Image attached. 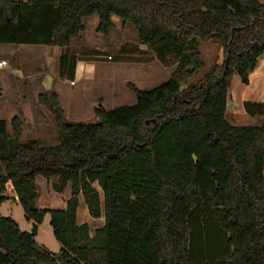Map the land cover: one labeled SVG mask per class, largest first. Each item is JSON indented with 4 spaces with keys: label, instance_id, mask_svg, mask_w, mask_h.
Masks as SVG:
<instances>
[{
    "label": "trees",
    "instance_id": "1",
    "mask_svg": "<svg viewBox=\"0 0 264 264\" xmlns=\"http://www.w3.org/2000/svg\"><path fill=\"white\" fill-rule=\"evenodd\" d=\"M93 15L104 36L113 17L131 23L174 71L153 90L133 87V106L97 107L95 123L68 120L56 93L40 95L58 130L54 146L23 142L18 117L0 120V205L11 183L33 223L26 233L0 215V264H264V122L235 127L226 119L234 76L248 85L264 56V3L0 0V45L68 50ZM199 39L218 43L223 60L192 85L205 67ZM76 69L63 54L61 77L74 81ZM244 109L264 119V104ZM38 176L58 194L71 187L64 210L38 208ZM81 196L90 217H105L93 236L77 224ZM47 215L59 254L35 240ZM212 227L218 250L201 244Z\"/></svg>",
    "mask_w": 264,
    "mask_h": 264
},
{
    "label": "rangeland",
    "instance_id": "2",
    "mask_svg": "<svg viewBox=\"0 0 264 264\" xmlns=\"http://www.w3.org/2000/svg\"><path fill=\"white\" fill-rule=\"evenodd\" d=\"M18 1L26 2L27 0ZM260 1L264 3V0ZM98 23L99 17L97 15L84 18V31L80 34L79 38L72 42L68 50L48 46L8 45L11 49L15 50V53H17V51L32 48L44 50L45 55L42 60L43 63L37 60V62L33 64L34 59H32L33 62L27 65L29 67L27 71L29 73L36 72L34 69L35 66H33L36 65V67H38L37 71L39 72V76L41 75L40 73L43 72V75H47L49 86L53 81L52 76L55 77V83H60V88L69 94H71V91L75 92L82 90V88L86 86L85 84H87L86 96L84 95L83 97L86 98V100H81V102H84L86 105L85 108L80 107V110H77L76 108H79L80 104H76L75 100L73 104H65V116L70 121L86 123L97 122L95 109L99 107L100 104L108 111L123 106H133L137 103L133 87L145 91L153 90L165 84L174 71V66L166 67L161 64L156 58L155 51L140 42L137 32L131 23L124 25L120 18L113 17V23L115 25L108 36H104L97 32ZM197 47L203 55L205 67L191 80L189 84L192 85L198 84L205 75L212 71L216 64L222 62V51L218 43L214 41H201L199 39ZM49 53L52 54L50 55ZM65 53L70 59L76 58L77 65L82 63L83 66L86 64L88 67L85 77H82L80 72L78 77L74 79V84H71V80L68 77H64L63 81L61 79L63 77L59 74L61 73L62 55ZM120 54L123 56H120ZM110 56L113 57L112 60L109 59ZM38 57H41V53H39ZM18 58L28 63V57H25V59L17 53V56L13 59L14 61H18ZM57 70L59 75L57 74ZM54 72H56V74ZM79 98L80 97H77L78 100ZM248 119L249 117L244 118L240 125L247 127L263 126V123L259 121L252 122ZM41 124L43 130L41 129L42 131L38 134L36 133L34 135L32 134L34 131L28 129L27 133H25L27 141L37 137L46 145L54 146L58 144V130L54 118L46 109H44V117L42 118ZM41 179L44 178L41 177ZM44 181L46 180L44 179ZM48 184V188L51 190L52 186L50 183ZM40 187L45 191L42 185H40ZM40 187L38 208H60L64 201H62V199L66 200L71 195L70 186L61 195L52 190L53 194L61 196L62 198L61 201L60 198H57V202L54 203L53 198H55V196L53 194H48L47 191L43 192ZM96 188L100 191L103 198V194L97 185ZM51 201H53L52 204L50 203ZM7 207L6 211L11 209V213H5L0 208V214L6 216V218L13 219L22 232L31 233L33 223L26 221L21 205L9 204ZM82 207L87 209L84 201ZM6 214H10L11 216H7ZM50 219V215H47L44 223L39 226L36 241L49 252L59 254L60 251L57 253L54 251V243L56 247H58V243L55 240L53 229L50 225ZM96 223L100 224L101 222L98 221ZM216 236H218V232L212 227L209 237H205V243L201 241L203 247L206 244V246H213V249L218 250L216 247ZM196 246L198 247L197 253L200 255L199 248L201 245L196 244ZM210 251L212 252L211 249ZM211 254L215 256L214 252Z\"/></svg>",
    "mask_w": 264,
    "mask_h": 264
},
{
    "label": "crops",
    "instance_id": "3",
    "mask_svg": "<svg viewBox=\"0 0 264 264\" xmlns=\"http://www.w3.org/2000/svg\"><path fill=\"white\" fill-rule=\"evenodd\" d=\"M17 53L23 58L28 57L29 59L28 63H26L25 60H21L19 58L18 61H14L13 58L17 56ZM17 53H15V50L11 49L8 45H0V63L2 62L7 63L5 67H0V120H4L7 123H10L13 118L18 117L21 121H23L24 128H23L22 141L26 142L27 138H25V133H27L28 129L34 131L32 133L34 135L36 133L37 134L40 133L43 130L41 121L42 118L44 117L45 108H43L39 104L38 98L40 95L46 93H56L59 96L60 104L64 110L66 109L65 104L66 105L73 104L75 100L76 104H80L79 108L76 109L80 110V107L82 108L86 107L84 102H81V100L82 99L84 101L86 100V98L83 97L84 95L86 96L87 84H85L86 86H84L82 90L75 92L71 91V94H69L60 88L61 86L60 83L58 84L55 83V77L52 76L53 81L51 79L52 83L49 86L47 75H43L44 74L43 72L40 73L41 75L39 76L38 75L39 72L37 71L38 67H36V65H33L35 66L34 69L36 70V72L34 71L29 73L27 71L29 69L27 65L33 62L32 59H34L33 64L36 63L37 60L38 62L43 63L42 60L45 55V51L32 48V49L17 51ZM39 53H41V57H38ZM49 54L51 55L52 53ZM87 71H88V67L86 64L84 66L82 65V63L78 64L76 69L75 79L76 77H78L80 72L82 74V77L83 76L85 77ZM54 73L56 74V72ZM57 74H58V70H57ZM61 79L64 81V78ZM74 83L75 81H71V84ZM71 86H76V85H71ZM77 97H80L79 100L77 99ZM246 103L264 104V56L260 58L259 65L256 68V70H254L250 74L248 85L243 84L239 76H234L231 87L229 88V92H228L226 119L229 124L235 127H241L240 124L243 122V119L247 117H249L248 120L252 122L253 121H259L261 123L264 122L263 118L260 117L252 118L246 114L244 109V105ZM34 139L39 140V138L37 137H34ZM44 179H41V176H38L36 178L37 184L39 185V187L40 185H42L43 188H45L44 189L45 191H43L40 187V189L43 192L47 191L48 194H53L52 189L49 190L48 188L49 182L46 179H45L46 181H44ZM53 195L55 196V198H53L54 203L57 202L56 201L58 200L57 198H60L61 201L62 199L61 196L55 194ZM5 196L9 197L10 200L0 205V208L5 213H11V209H9V211H6V209L8 208L7 206L9 204H19L17 201V195L11 183H9L7 186V193L5 194ZM69 198H67L66 200L62 199V201L64 200L62 202L63 203L62 207L55 209L64 210L66 208V202L68 201ZM83 201L84 199L81 196L80 205L77 212V224L80 226L84 224H88L90 227L91 235L93 236L96 230L104 227L105 217L102 216V218L100 219H93L92 217H90L88 213V209L82 207ZM52 202L53 201H51L50 203L52 204ZM0 215L6 218V216H3L2 214ZM7 216H11V215L9 214ZM98 221H100L101 223L97 224L96 222ZM54 246H55L54 251H56L55 253L61 250V246L59 243L57 245L58 247H56L55 243Z\"/></svg>",
    "mask_w": 264,
    "mask_h": 264
},
{
    "label": "built area",
    "instance_id": "4",
    "mask_svg": "<svg viewBox=\"0 0 264 264\" xmlns=\"http://www.w3.org/2000/svg\"><path fill=\"white\" fill-rule=\"evenodd\" d=\"M109 59L111 60V57H109ZM6 65H7L6 62H2V63H0V67H5Z\"/></svg>",
    "mask_w": 264,
    "mask_h": 264
},
{
    "label": "water",
    "instance_id": "5",
    "mask_svg": "<svg viewBox=\"0 0 264 264\" xmlns=\"http://www.w3.org/2000/svg\"><path fill=\"white\" fill-rule=\"evenodd\" d=\"M221 51H222V60H223V50H221ZM99 107H102V104H100Z\"/></svg>",
    "mask_w": 264,
    "mask_h": 264
}]
</instances>
